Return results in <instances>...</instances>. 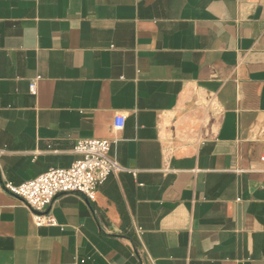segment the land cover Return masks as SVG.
Masks as SVG:
<instances>
[{"label": "crops", "instance_id": "0c3cea01", "mask_svg": "<svg viewBox=\"0 0 264 264\" xmlns=\"http://www.w3.org/2000/svg\"><path fill=\"white\" fill-rule=\"evenodd\" d=\"M82 139L126 171L36 227ZM263 157L264 0H0V264H264Z\"/></svg>", "mask_w": 264, "mask_h": 264}, {"label": "built area", "instance_id": "2783aa9c", "mask_svg": "<svg viewBox=\"0 0 264 264\" xmlns=\"http://www.w3.org/2000/svg\"><path fill=\"white\" fill-rule=\"evenodd\" d=\"M38 76L31 81V95L38 93ZM126 117L117 115L114 119L115 132L124 129ZM113 141L101 139H82L75 147V154L80 159L68 169H52L37 178L20 185L6 182L5 191L22 200L30 210L32 222L36 227H56V219L48 214L57 197L65 194H79L88 201L94 202L99 186L103 185L109 176L126 171L110 155ZM264 162V157L262 159Z\"/></svg>", "mask_w": 264, "mask_h": 264}]
</instances>
